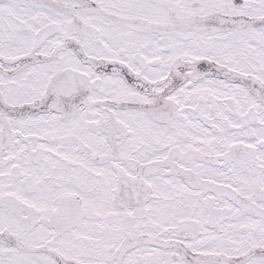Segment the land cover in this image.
<instances>
[{
    "label": "snow or ice",
    "instance_id": "snow-or-ice-1",
    "mask_svg": "<svg viewBox=\"0 0 264 264\" xmlns=\"http://www.w3.org/2000/svg\"><path fill=\"white\" fill-rule=\"evenodd\" d=\"M0 264H264V0H0Z\"/></svg>",
    "mask_w": 264,
    "mask_h": 264
}]
</instances>
